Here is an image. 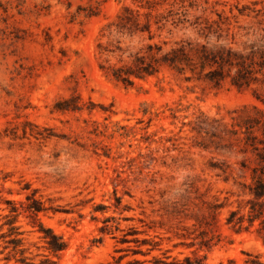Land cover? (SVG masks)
Instances as JSON below:
<instances>
[{
    "label": "rangeland",
    "instance_id": "rangeland-1",
    "mask_svg": "<svg viewBox=\"0 0 264 264\" xmlns=\"http://www.w3.org/2000/svg\"><path fill=\"white\" fill-rule=\"evenodd\" d=\"M260 189L264 0H0V264H264Z\"/></svg>",
    "mask_w": 264,
    "mask_h": 264
},
{
    "label": "trees",
    "instance_id": "trees-1",
    "mask_svg": "<svg viewBox=\"0 0 264 264\" xmlns=\"http://www.w3.org/2000/svg\"><path fill=\"white\" fill-rule=\"evenodd\" d=\"M259 193H256L257 196L264 195L263 189H260ZM35 210L39 211L40 208L34 206ZM39 230L43 232L42 238L46 242V247L53 252L54 254H58L59 252L64 251L67 248V241H65L60 235L56 234L51 228L45 227L42 223L39 225ZM133 233L127 234H136L135 231ZM19 239H12L13 249L15 253H19L22 255L19 257V260L25 261L26 256L23 255V248H19ZM123 243L135 242L136 247H131L130 245L126 247V253H120L113 255L112 258L101 264H177L175 260H169V255H165L163 258L153 254V251L160 250V243L154 241L150 238L139 239L137 237L129 238L127 235L122 238ZM123 249H118L117 252H121ZM138 255H143L145 258H140ZM151 256L148 258V256ZM40 264H55V261L48 259V262L41 261ZM185 264H200L197 261L192 260L190 257H186Z\"/></svg>",
    "mask_w": 264,
    "mask_h": 264
}]
</instances>
